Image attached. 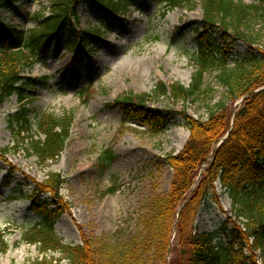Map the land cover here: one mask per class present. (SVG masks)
<instances>
[{
	"label": "trees",
	"instance_id": "1",
	"mask_svg": "<svg viewBox=\"0 0 264 264\" xmlns=\"http://www.w3.org/2000/svg\"><path fill=\"white\" fill-rule=\"evenodd\" d=\"M91 1L101 21L82 34L75 26L80 23L78 10L84 0H49L48 15L38 16L29 34L1 25L0 108L18 95L24 108L11 123L19 135L33 131L25 108L33 102L26 96L25 87L34 80L25 72L43 59L51 41L63 42L66 34L64 42L70 50L88 58L104 36L115 32V23L123 22L136 6V0ZM155 1L165 13L174 9L194 11L198 6L203 10L202 22L195 30L192 83L187 88L161 82L151 94H128L116 103L125 119L142 124L153 135L164 131L175 117L183 120L190 135L182 151L165 157L173 172L169 193L153 197L142 207L136 232L124 241L108 244L102 264H264V0L253 4L243 0ZM15 2L0 0V9L9 10ZM238 42L245 44L247 51L243 58L233 61L231 46ZM208 70L216 72L225 95L207 120L195 119L186 110L164 115L149 108L161 98L187 102L200 92ZM86 94L82 92L84 97ZM72 124L71 114L41 117L38 129L44 139L31 138L28 151L41 163L56 162L66 147ZM8 152V148H0V158L5 160ZM104 157L105 167L115 158L111 151ZM65 183L60 173L49 172L45 181L34 183L30 194H21L40 219L23 231L22 242L38 248L42 258L33 264H99L96 244L89 239L80 245L66 243L55 230L65 213L61 196ZM218 184L232 202L224 236L221 232H199L195 225L208 200L219 203ZM45 194L49 197L43 200ZM8 248V244H0V253Z\"/></svg>",
	"mask_w": 264,
	"mask_h": 264
},
{
	"label": "rangeland",
	"instance_id": "2",
	"mask_svg": "<svg viewBox=\"0 0 264 264\" xmlns=\"http://www.w3.org/2000/svg\"><path fill=\"white\" fill-rule=\"evenodd\" d=\"M49 6V0H16L11 9H0V30L7 25L29 34L37 25L36 18L48 15ZM78 14L75 31L79 34L101 21L91 0H84ZM202 17L201 6L194 11L165 13L155 0H136L131 14L115 23V32L104 36L88 58L70 50L65 34L63 42L51 41L43 59L25 72L34 80L25 87L33 102L25 107L33 131L19 135L12 126L11 121L24 108L17 94L0 108V148L9 150L5 160L0 158V244L9 247L0 253V264H33L42 258L35 245L22 242L23 231L40 219L21 194H30L34 183L45 181L49 172L60 173L66 180L61 191L65 213L57 221V234L73 245L89 239L96 244L99 264L108 244L124 241L136 232L142 207L153 197L169 193L173 172L165 157L182 151L189 130L175 117L164 131L153 135L142 124L125 119L116 102L128 94H151L161 82L188 88L196 71L195 30ZM178 29L181 33L176 38ZM231 49L233 61L247 51L241 42ZM82 92H87L86 97ZM224 95L216 72L208 70L200 92L187 102L161 98L148 106L164 115L186 110L195 119L207 120ZM65 114L73 118L66 147L56 162L41 163L28 151L31 138L44 139L39 119ZM128 150L131 152L126 153ZM106 151L115 158L105 167ZM217 193L219 203L208 200L200 209L195 223L199 232L224 231L232 202L219 184Z\"/></svg>",
	"mask_w": 264,
	"mask_h": 264
},
{
	"label": "bare ground",
	"instance_id": "3",
	"mask_svg": "<svg viewBox=\"0 0 264 264\" xmlns=\"http://www.w3.org/2000/svg\"><path fill=\"white\" fill-rule=\"evenodd\" d=\"M130 152H131V151H129V150H128V151H126V153H130Z\"/></svg>",
	"mask_w": 264,
	"mask_h": 264
}]
</instances>
